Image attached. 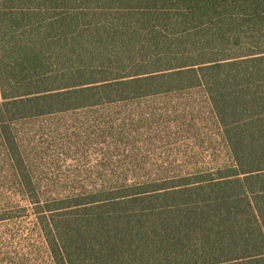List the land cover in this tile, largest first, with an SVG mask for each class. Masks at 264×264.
I'll return each mask as SVG.
<instances>
[{
    "label": "trees",
    "instance_id": "16d2710c",
    "mask_svg": "<svg viewBox=\"0 0 264 264\" xmlns=\"http://www.w3.org/2000/svg\"><path fill=\"white\" fill-rule=\"evenodd\" d=\"M0 93V264H264V0H0Z\"/></svg>",
    "mask_w": 264,
    "mask_h": 264
},
{
    "label": "rangeland",
    "instance_id": "374dc122",
    "mask_svg": "<svg viewBox=\"0 0 264 264\" xmlns=\"http://www.w3.org/2000/svg\"><path fill=\"white\" fill-rule=\"evenodd\" d=\"M69 166H71V171L73 172L72 174H76V177H71L68 180H90L88 174L86 173V170L89 168L88 166H84L79 164L78 167H76V163L71 160L68 164ZM87 172H90V170L88 169ZM80 175V176H77ZM19 225L24 226L25 228H30V223L28 220H24L23 223L19 224L17 222H11L9 223V225L6 228H9L13 231V228H17ZM19 228V227H18Z\"/></svg>",
    "mask_w": 264,
    "mask_h": 264
},
{
    "label": "crops",
    "instance_id": "0c3cea01",
    "mask_svg": "<svg viewBox=\"0 0 264 264\" xmlns=\"http://www.w3.org/2000/svg\"><path fill=\"white\" fill-rule=\"evenodd\" d=\"M0 101H1V93H0Z\"/></svg>",
    "mask_w": 264,
    "mask_h": 264
}]
</instances>
